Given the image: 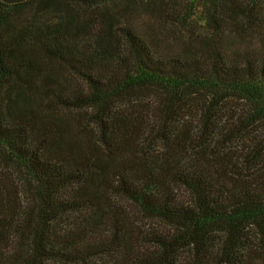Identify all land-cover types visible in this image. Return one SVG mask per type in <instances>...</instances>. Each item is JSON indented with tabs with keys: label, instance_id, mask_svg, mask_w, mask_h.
<instances>
[{
	"label": "trees",
	"instance_id": "16d2710c",
	"mask_svg": "<svg viewBox=\"0 0 264 264\" xmlns=\"http://www.w3.org/2000/svg\"><path fill=\"white\" fill-rule=\"evenodd\" d=\"M0 264H264V0H0Z\"/></svg>",
	"mask_w": 264,
	"mask_h": 264
},
{
	"label": "rangeland",
	"instance_id": "374dc122",
	"mask_svg": "<svg viewBox=\"0 0 264 264\" xmlns=\"http://www.w3.org/2000/svg\"><path fill=\"white\" fill-rule=\"evenodd\" d=\"M198 1V0H197Z\"/></svg>",
	"mask_w": 264,
	"mask_h": 264
}]
</instances>
